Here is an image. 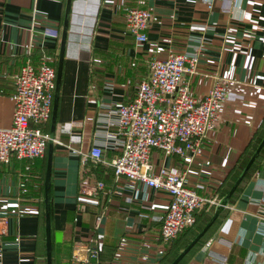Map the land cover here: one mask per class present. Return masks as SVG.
Segmentation results:
<instances>
[{"label":"crops","instance_id":"1","mask_svg":"<svg viewBox=\"0 0 264 264\" xmlns=\"http://www.w3.org/2000/svg\"><path fill=\"white\" fill-rule=\"evenodd\" d=\"M66 4L0 0V128L12 125L16 76L28 58L58 68ZM133 6L152 12L144 43L125 27ZM47 28L58 29L59 38L45 36ZM196 50L198 71L185 76L192 94L206 95L217 76L231 85L188 179L220 201L264 138V0H72L52 160L53 264H72L75 247L92 238L101 245L99 264H171L196 236L164 243L156 217L170 195L140 182L123 179L122 194L90 196L97 204L78 202L81 190L92 193L99 180L107 188L116 184L110 161L120 153V139L109 107L135 97L138 84L150 76L152 58ZM52 119L53 112L42 125L49 134ZM92 146L103 148L104 161L83 159L79 151ZM48 152L49 144L44 157L0 164V264H48ZM154 162L182 165L158 152ZM215 208H205L212 211L206 223ZM178 264H264V147L226 209Z\"/></svg>","mask_w":264,"mask_h":264},{"label":"built area","instance_id":"2","mask_svg":"<svg viewBox=\"0 0 264 264\" xmlns=\"http://www.w3.org/2000/svg\"><path fill=\"white\" fill-rule=\"evenodd\" d=\"M151 19L152 12L148 8L130 7L125 14L126 30L138 42L144 43L148 40ZM44 35L59 38L60 31L47 28ZM27 51L32 53L31 44ZM200 59L199 50L152 58L149 61L150 76L138 84L135 97L130 102L109 107V111L116 115L120 139V153L110 161L116 184L107 188L106 182L99 180L92 193L81 190L79 205L97 204L98 201L89 197L101 193L122 194L120 182L123 179L134 184L140 182L145 189L165 191L170 195L169 204L156 220L160 222L161 240L167 243L194 226L202 209L218 204L216 198L201 194L188 179L195 157L217 127L231 85L217 76L206 95H193L185 76L198 71ZM56 87V67L47 61L35 65L28 58L16 76L12 125L0 128V164H10L13 157L40 158L46 155L50 134L42 125L51 119ZM155 152L162 153L164 160L179 158L182 165L163 162L157 166ZM79 153L84 160L104 161L100 146ZM160 253L164 251L160 250ZM100 255L101 245L92 238L75 247L72 264H99Z\"/></svg>","mask_w":264,"mask_h":264},{"label":"water","instance_id":"3","mask_svg":"<svg viewBox=\"0 0 264 264\" xmlns=\"http://www.w3.org/2000/svg\"><path fill=\"white\" fill-rule=\"evenodd\" d=\"M71 7L72 0H67L65 18H64V26L62 30V38H61V50H60V58L59 64L57 68V87L55 92V100H54V110H53V119H52V131L49 139V152H48V168L46 174V182H45V209H46V255L48 264H53V253H52V226H51V175H52V160H53V149H54V138H55V126H56V111L57 104L59 98V88L61 83L62 71H63V60L65 54V45L67 41L68 35V27L70 22L71 15ZM264 147V138L260 142L259 146L256 148L251 158L247 162L241 174L238 176L237 180L233 184L232 188L229 192L220 199L218 204L216 205L215 211L210 218V220L206 223V225L198 232V234L193 238V240L180 252V254L171 262V264H178L185 255L201 240V238L206 234V232L210 229V227L214 224L219 215L226 209L229 204L230 198L235 192L236 188L245 177L250 167L254 163V161L259 156L261 150Z\"/></svg>","mask_w":264,"mask_h":264},{"label":"rangeland","instance_id":"4","mask_svg":"<svg viewBox=\"0 0 264 264\" xmlns=\"http://www.w3.org/2000/svg\"><path fill=\"white\" fill-rule=\"evenodd\" d=\"M212 211H208L206 209L202 210V212L198 216V221L196 222L194 226L191 228L187 229L186 231L182 232L179 237L177 238V242H185L192 237H194L200 229L203 227V225L206 223L207 219L210 217ZM205 216V217H204ZM204 217V218H203Z\"/></svg>","mask_w":264,"mask_h":264},{"label":"trees","instance_id":"5","mask_svg":"<svg viewBox=\"0 0 264 264\" xmlns=\"http://www.w3.org/2000/svg\"><path fill=\"white\" fill-rule=\"evenodd\" d=\"M113 170H114V169H113ZM203 210H204V209H203ZM201 211H202V210H201ZM200 230H201V229H200ZM197 234H198V233H197ZM197 234H196V235H197Z\"/></svg>","mask_w":264,"mask_h":264}]
</instances>
